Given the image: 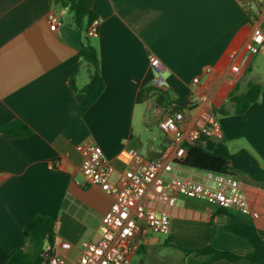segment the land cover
<instances>
[{
	"label": "crops",
	"instance_id": "obj_1",
	"mask_svg": "<svg viewBox=\"0 0 264 264\" xmlns=\"http://www.w3.org/2000/svg\"><path fill=\"white\" fill-rule=\"evenodd\" d=\"M54 1L0 0V264L23 245L24 226L36 214L55 220L57 241L47 252L65 258L66 264L78 259L85 243L100 238L102 218L113 199L86 183L78 145H100L116 174L125 169L117 157L124 149H136L149 160L172 153V140L159 127L161 118L156 125L164 139L149 128L146 110L153 103L147 87L155 75L149 54L164 65L163 89L172 96L167 113L184 111L186 129L203 124L205 112L215 114L229 151L246 149L264 168V80L256 79L264 75V52L247 49L254 30L264 31V0H93L98 35L84 37L98 50L105 89L82 115L86 94L70 86V69L80 61V32L69 7ZM50 13L60 19L56 30L50 29ZM74 81L78 88L89 81L86 66ZM250 82L263 85L259 99L245 113H233L230 93L236 86L246 91ZM192 93L206 95L207 102L192 101ZM222 106L229 112L221 113ZM17 118L33 133L5 136L2 127ZM54 161L59 165L50 169ZM204 174L187 167L181 172L194 180ZM236 177L251 207L245 218L264 236V184L245 173ZM153 205L169 211L170 232L165 239L140 236L131 260L159 246L211 245L239 255L254 249L247 239L224 229L227 214L242 217L236 209H224V214L223 208L180 194L174 206ZM207 260L190 253L184 262ZM206 264L250 262L219 259Z\"/></svg>",
	"mask_w": 264,
	"mask_h": 264
},
{
	"label": "built area",
	"instance_id": "obj_2",
	"mask_svg": "<svg viewBox=\"0 0 264 264\" xmlns=\"http://www.w3.org/2000/svg\"><path fill=\"white\" fill-rule=\"evenodd\" d=\"M48 22L56 30L60 19L50 13ZM100 19L95 18L88 27L87 35H98ZM247 49L252 54L264 52V31L257 27ZM150 67L155 72L152 83L164 88L162 72L164 65L154 54H149ZM199 78H194L197 83ZM192 101L207 102L206 95L192 93ZM205 122L186 129L184 111L167 113L159 122L160 129L172 140V153L146 159L136 149H124L118 159L125 169L116 174L114 166L105 157L103 148L94 143L77 146L82 153L81 172L86 183L100 187L113 201L104 214L100 225V238L87 242L73 264H132V256L138 248L137 240L149 233L168 234L171 216L168 210L157 208L153 203L174 206L177 194L188 198L205 200L223 209H236L241 214H251V207L239 179L232 174L205 172L200 180L181 175V161L186 156L185 144H194L202 137L217 141L223 139L220 120L213 113L203 114ZM59 161L49 163L55 169ZM46 264H66V259L45 254Z\"/></svg>",
	"mask_w": 264,
	"mask_h": 264
},
{
	"label": "trees",
	"instance_id": "obj_3",
	"mask_svg": "<svg viewBox=\"0 0 264 264\" xmlns=\"http://www.w3.org/2000/svg\"><path fill=\"white\" fill-rule=\"evenodd\" d=\"M56 5L68 6L73 13L74 25L80 32V61L70 69V86L74 92H83L86 99L79 108V114H84L102 95L105 82L100 70V58L97 48L84 37L91 22L97 18L93 9V0H55ZM86 66L89 72V81L82 87L75 85L74 77L81 67ZM263 85L250 82L246 91L240 92L236 86L228 97V102L233 106V113H245L256 102L261 94ZM148 97L153 106L158 110L159 118H163L171 106V93L158 88L153 83L147 87ZM225 114L229 111L226 106L219 110ZM7 137H26L33 133L22 119H15L1 129ZM186 156L181 165L203 172H215L237 175L245 173L264 184V168L258 159L246 149L231 153L222 142L207 137H202L194 144H185ZM221 212L226 214V210ZM224 229L247 239L253 245V251L246 255H239L227 250H219L211 245L203 248L188 249L179 247L186 254L194 253L197 256H208L203 264L219 259L237 261L246 259L250 264H264V236L252 219L226 215ZM57 241L56 222L45 214H36L24 226V243L15 249L1 264H43L47 249L53 250Z\"/></svg>",
	"mask_w": 264,
	"mask_h": 264
},
{
	"label": "rangeland",
	"instance_id": "obj_4",
	"mask_svg": "<svg viewBox=\"0 0 264 264\" xmlns=\"http://www.w3.org/2000/svg\"><path fill=\"white\" fill-rule=\"evenodd\" d=\"M259 56H262L261 54ZM252 76H247V78H250ZM256 79L258 81L264 80V75H258L256 76ZM155 107L151 106L147 108V115L149 116L150 121V132L153 131L156 135L160 133V139H164V134L161 133L158 130V127L156 125L158 121V114L154 110ZM228 212L235 213L233 209H227ZM241 215V214H240ZM242 217H248L245 215H241ZM158 235L162 239H165L167 234H158V233H151ZM180 248L175 249L173 247L165 248L163 246H159L152 251L141 253L136 255L133 260L132 264H185V254Z\"/></svg>",
	"mask_w": 264,
	"mask_h": 264
}]
</instances>
